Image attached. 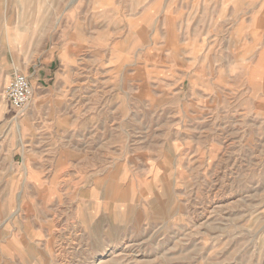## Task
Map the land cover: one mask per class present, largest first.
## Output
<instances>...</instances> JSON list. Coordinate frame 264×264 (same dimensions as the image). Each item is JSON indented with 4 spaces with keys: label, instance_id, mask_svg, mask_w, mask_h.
<instances>
[{
    "label": "rangeland",
    "instance_id": "rangeland-1",
    "mask_svg": "<svg viewBox=\"0 0 264 264\" xmlns=\"http://www.w3.org/2000/svg\"><path fill=\"white\" fill-rule=\"evenodd\" d=\"M4 64L0 264H264V0H0Z\"/></svg>",
    "mask_w": 264,
    "mask_h": 264
},
{
    "label": "built area",
    "instance_id": "built-area-1",
    "mask_svg": "<svg viewBox=\"0 0 264 264\" xmlns=\"http://www.w3.org/2000/svg\"><path fill=\"white\" fill-rule=\"evenodd\" d=\"M4 96L18 115L25 113L34 100V88L30 78L15 69L10 75Z\"/></svg>",
    "mask_w": 264,
    "mask_h": 264
},
{
    "label": "crops",
    "instance_id": "crops-1",
    "mask_svg": "<svg viewBox=\"0 0 264 264\" xmlns=\"http://www.w3.org/2000/svg\"><path fill=\"white\" fill-rule=\"evenodd\" d=\"M12 68L7 72V75L9 74V77L10 75L13 73V71L16 69L15 68V65L14 64H11ZM5 67V64L3 65V67L1 66V72H0V94L2 93V90H3V82L8 78L7 75H5V71H4V68ZM4 75H3V73ZM38 77L36 78V80L38 82H40V84H44L46 81H48L51 77H52V73L48 71L47 67L46 68H43L41 69L40 71H38ZM5 76V77H3ZM43 92V90H41ZM43 97V95H39V99L41 101V98ZM32 107V106H31ZM31 107L28 109V111L24 114V122L27 121L28 119V122L29 124L31 123V119L34 118V116L36 115V113H39L41 112V108H43L41 105L38 106L35 104V106L31 109ZM153 169H150L148 170L147 172H150L152 171ZM33 172H42L40 169L38 170H33ZM81 172H83V170H81ZM85 172H94V169L93 170H89V169H86ZM110 172V171H108ZM154 172H158V170L154 171ZM111 189L108 187H95L94 189L92 190H87L86 192L89 194L88 195V198H90V193H93L94 194V197H96L98 200L100 199V201H110L112 200V202H120V198H121V195L118 194V196H114V198L111 196Z\"/></svg>",
    "mask_w": 264,
    "mask_h": 264
}]
</instances>
